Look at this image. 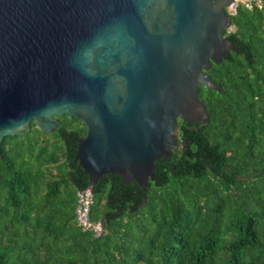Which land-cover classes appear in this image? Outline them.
Listing matches in <instances>:
<instances>
[{
  "label": "trees",
  "instance_id": "1",
  "mask_svg": "<svg viewBox=\"0 0 264 264\" xmlns=\"http://www.w3.org/2000/svg\"><path fill=\"white\" fill-rule=\"evenodd\" d=\"M241 5L202 87L210 123L179 120L182 149L148 187L104 176L94 188L95 237L77 223L90 179L75 163L87 128L66 115L56 132L8 136L0 159V264H264V0ZM80 123L84 128H73ZM72 128V130L70 128Z\"/></svg>",
  "mask_w": 264,
  "mask_h": 264
},
{
  "label": "water",
  "instance_id": "2",
  "mask_svg": "<svg viewBox=\"0 0 264 264\" xmlns=\"http://www.w3.org/2000/svg\"><path fill=\"white\" fill-rule=\"evenodd\" d=\"M237 0H0V159L8 136L87 128L75 163L148 187L182 149L179 120L209 124L207 73L238 47L226 35ZM104 229L106 218L102 219Z\"/></svg>",
  "mask_w": 264,
  "mask_h": 264
},
{
  "label": "built area",
  "instance_id": "3",
  "mask_svg": "<svg viewBox=\"0 0 264 264\" xmlns=\"http://www.w3.org/2000/svg\"><path fill=\"white\" fill-rule=\"evenodd\" d=\"M257 3L261 6V0H237L231 6L227 8V14L233 17L237 14L238 8L241 5H246L250 8ZM231 27L228 31H232ZM95 204V196L93 192L89 191V188L78 192V208H77V223L85 232H92L95 237H100L105 232L102 221L95 222L92 220V208Z\"/></svg>",
  "mask_w": 264,
  "mask_h": 264
},
{
  "label": "rangeland",
  "instance_id": "4",
  "mask_svg": "<svg viewBox=\"0 0 264 264\" xmlns=\"http://www.w3.org/2000/svg\"><path fill=\"white\" fill-rule=\"evenodd\" d=\"M73 128H84V127L80 123H77V124H74ZM70 129L72 130V128Z\"/></svg>",
  "mask_w": 264,
  "mask_h": 264
}]
</instances>
